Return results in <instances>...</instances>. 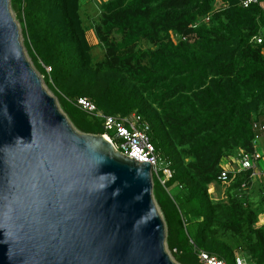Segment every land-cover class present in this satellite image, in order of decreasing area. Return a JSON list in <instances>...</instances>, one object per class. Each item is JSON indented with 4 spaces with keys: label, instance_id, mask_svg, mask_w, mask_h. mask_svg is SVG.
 <instances>
[{
    "label": "trees",
    "instance_id": "trees-1",
    "mask_svg": "<svg viewBox=\"0 0 264 264\" xmlns=\"http://www.w3.org/2000/svg\"><path fill=\"white\" fill-rule=\"evenodd\" d=\"M215 1L103 3L94 31L105 55L96 63L80 0H10V6L36 70L76 130L107 134L101 119L78 108L81 98L105 116L138 112L150 124L173 172L166 188L153 183L174 259L201 264L203 251L236 264L241 252L249 264H264V225L250 196L264 182L243 173L226 201L209 195L213 184L222 189L224 159L253 153V126L264 119V41L253 42L264 39V10L244 9L239 0H221L214 10Z\"/></svg>",
    "mask_w": 264,
    "mask_h": 264
},
{
    "label": "water",
    "instance_id": "water-1",
    "mask_svg": "<svg viewBox=\"0 0 264 264\" xmlns=\"http://www.w3.org/2000/svg\"><path fill=\"white\" fill-rule=\"evenodd\" d=\"M151 166L74 128L0 0V264H176Z\"/></svg>",
    "mask_w": 264,
    "mask_h": 264
},
{
    "label": "built area",
    "instance_id": "built-area-1",
    "mask_svg": "<svg viewBox=\"0 0 264 264\" xmlns=\"http://www.w3.org/2000/svg\"><path fill=\"white\" fill-rule=\"evenodd\" d=\"M239 3L244 9H248L252 5H260L264 10V2L261 3L260 0H239ZM174 41L176 42L175 38ZM263 41V37L253 39L257 45H262ZM47 70L49 73L51 72V69ZM77 106L82 112L102 120V125L107 133L103 136L108 138L117 152L136 163H148L151 166L152 179H156L166 188V183L172 179L173 172L153 143L150 137L151 126L141 114L134 112L128 116H105L93 102L86 98L79 99ZM253 131L256 133L252 141L253 153L240 152L237 158L222 161V172L218 177V182L222 186L223 197L222 199L217 198V185L213 184L209 188L212 200L226 201L228 199L227 189L239 174L251 173V180L264 182V152L259 151L260 148L264 151L262 143L264 136L261 135V133L264 134V119L254 124ZM109 133L114 135L109 136ZM248 190V183H244L241 186V191L244 193ZM176 252L175 250L173 253ZM169 255L172 258L173 254L170 251ZM198 256L201 264H227L224 260L203 251H199ZM236 264H249V262L245 257L237 258Z\"/></svg>",
    "mask_w": 264,
    "mask_h": 264
},
{
    "label": "rangeland",
    "instance_id": "rangeland-1",
    "mask_svg": "<svg viewBox=\"0 0 264 264\" xmlns=\"http://www.w3.org/2000/svg\"><path fill=\"white\" fill-rule=\"evenodd\" d=\"M109 0H80V13L82 16V20L84 23V27L86 29V35H87V39L92 47V58L93 61L96 62H100L104 59V55H105V50L101 47L99 40L96 37L95 31H94V24L99 20L100 18V7L103 3L107 2ZM221 5V0H216L215 3L213 4V9L217 10L219 9ZM11 13L13 18L15 19L18 28H19V33H20V41L22 43L23 49H24V53L25 56L28 60V62L30 63V65L33 67V69L38 73V71L35 68V65L31 59V57L28 54V51L25 47V42H24V37H23V32H22V28H21V24L19 19L16 16V13L11 9ZM144 47H149L147 45L144 44ZM42 83H43V87L45 88V90L55 99L58 108L60 109V111L66 116V114L64 113V111L61 108L60 105V101L59 98L51 91V89L48 87V85L45 82V79L42 75H40V73H38ZM109 136H113V133H109ZM262 143L264 144V139H262ZM260 152H264L263 149H259ZM179 192V190L177 189H172V193L177 194ZM251 201L254 204L255 209H257V211L260 214V225H264V190L262 188L261 185L259 186H255L254 189H252L251 193ZM223 194H222V189L217 187V198L222 199ZM156 203V201H155ZM158 212L160 214V216L162 217L161 211L156 203ZM163 219V217H162ZM166 250L169 254V249L166 243ZM246 258L247 255L245 253H241L238 254L237 258ZM176 264H179L174 257L172 256L171 258ZM228 264H233L232 262H229Z\"/></svg>",
    "mask_w": 264,
    "mask_h": 264
},
{
    "label": "crops",
    "instance_id": "crops-1",
    "mask_svg": "<svg viewBox=\"0 0 264 264\" xmlns=\"http://www.w3.org/2000/svg\"><path fill=\"white\" fill-rule=\"evenodd\" d=\"M264 145V144H263ZM177 189V188H176Z\"/></svg>",
    "mask_w": 264,
    "mask_h": 264
},
{
    "label": "bare ground",
    "instance_id": "bare-ground-1",
    "mask_svg": "<svg viewBox=\"0 0 264 264\" xmlns=\"http://www.w3.org/2000/svg\"><path fill=\"white\" fill-rule=\"evenodd\" d=\"M108 139V138H107Z\"/></svg>",
    "mask_w": 264,
    "mask_h": 264
}]
</instances>
